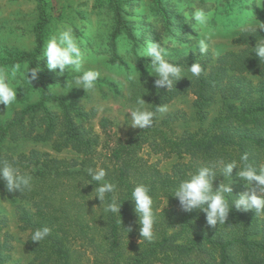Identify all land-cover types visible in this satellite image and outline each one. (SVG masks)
Instances as JSON below:
<instances>
[{"label": "trees", "instance_id": "16d2710c", "mask_svg": "<svg viewBox=\"0 0 264 264\" xmlns=\"http://www.w3.org/2000/svg\"><path fill=\"white\" fill-rule=\"evenodd\" d=\"M221 3L226 6L224 11L230 12L231 3ZM110 6L116 21L121 23L119 7ZM179 23L168 16L165 25L157 30L166 32L153 37L151 42L172 49L193 44L195 38L188 35L189 27L178 31ZM246 25L232 35L233 47L216 57L209 47L203 55L198 48H192L187 56L173 61L184 68L183 74L187 76L176 81L171 91L156 87L148 100L149 109H155L157 104L168 103L176 96L194 95L197 129L185 127L174 133L172 123L177 115L173 114L162 119L167 128L158 130V141L147 142L140 134L124 140L117 137L112 145H104L107 153L99 167L107 170L106 179L119 189L107 198L115 196L122 202L120 216L103 212L99 199L93 197L95 182L87 173L89 168H97V161L101 160L97 151L100 134L86 125L94 119V109L76 108L51 94L61 108L59 114L33 105L0 123V158L14 161L21 172H29L34 177L33 189L24 193L7 192L0 180V192L15 203L18 228L28 231L29 264H264V217H256L254 210H237L232 205L225 224L210 227L202 210L185 212L178 198L172 196L178 183L202 165L216 166L218 177L213 182L214 189L224 179L220 176L223 165L239 161L243 153L248 154L249 162L257 168L264 166V62L259 61L254 51L256 41L264 39V29L258 28L250 34ZM176 31L180 33L178 36ZM167 36L171 37L163 45L162 39ZM131 40L135 41L133 33ZM139 50L141 53L145 46ZM42 51L39 38L35 52L27 55L33 68L39 69L43 63ZM140 53L133 54L134 61L148 63L149 58L140 57ZM196 60L204 68L198 79L187 71L188 65ZM34 81L46 92L49 80L40 69ZM216 103L217 111L209 118ZM98 123L105 139H110L107 127L112 122L102 116ZM25 139L49 144L50 151L31 148L14 154L11 144L4 146L3 143ZM144 142L153 153L175 154L179 159L186 155L188 159L176 162L170 171H162L137 156L136 151ZM65 150L75 152L80 159L51 154ZM237 171L234 168L232 172L230 202L234 196L249 191ZM138 183L150 186L154 200L155 235L150 242L140 235L134 202L129 198L131 189ZM163 199L165 205L161 206ZM5 226L6 219L1 218L0 231ZM42 226L51 228L50 235L41 243L31 241L32 232ZM132 237L138 242H133L131 252L126 253L125 240L131 241ZM12 239L7 231L0 235V264H17L9 262ZM76 242L80 243L79 248L74 246Z\"/></svg>", "mask_w": 264, "mask_h": 264}, {"label": "rangeland", "instance_id": "374dc122", "mask_svg": "<svg viewBox=\"0 0 264 264\" xmlns=\"http://www.w3.org/2000/svg\"><path fill=\"white\" fill-rule=\"evenodd\" d=\"M221 1L231 3L230 12L224 11L226 6ZM253 2L254 0H0V69H10L17 63L22 67L29 64L30 68H33L27 55L35 52L39 38L42 40L44 50L49 36L54 31L63 25H71L76 36L82 40L81 47L88 61L85 68H95L101 73L94 91L86 92L82 87L73 86L66 94H62L67 91L63 87L67 72L64 75H58V69L49 70L42 51L43 63L39 69L49 80L46 92H42L39 84L34 80L28 82L18 75L20 86L17 89V103L8 109L0 104V123L11 120L15 112L33 105H41L59 114L61 108L58 101L50 97L51 94L76 108L85 111L94 109L95 117L86 125H90L96 133L100 134L97 151L100 152L101 160L97 161L98 166L107 153L104 145H112L111 143L117 137L124 140L141 134L148 140L147 142L153 139L158 141V130L167 128L162 123L164 117L177 115V119L172 123L174 133L180 132L185 127L195 130L199 123L193 106L195 97L192 94L179 95L165 103L169 111L159 116L151 128L140 129L130 125L128 120L131 114L127 111L135 106L137 96L142 95L148 103L145 107L149 108L148 100L156 88L154 84L156 77L149 74V62L138 64L134 61L133 54L137 52L139 54L140 47L145 46L146 49V45L149 46L153 37L166 32L165 29L159 33L157 30L158 27L165 25L166 19L170 16L173 22H180L178 31H182L186 26L189 27L188 35L195 40L193 44H182L177 49L164 46L169 52L167 59L176 61L187 56L203 34V32H196L192 22L186 19V14L190 13L193 7H198L211 13L205 31L213 33L208 47L216 57L217 54L233 47L232 35L241 26L249 23L247 13ZM110 4H116L119 7L121 23L116 21L114 9ZM252 11L257 19L264 23V8L256 7L254 4ZM259 21L257 23H260ZM178 31L176 36L180 34ZM132 33L138 43L137 48H134V45H137L135 41L131 40ZM170 37L162 39L163 45ZM132 75H135L136 79H129ZM68 78L71 79V76ZM255 80L256 78H253V81ZM217 106L218 103L213 105L209 118L214 116ZM100 107H103V111L99 110ZM38 114H41V111ZM102 116L112 122L107 127L110 139H105L99 127L98 121ZM147 142L142 143L141 148L136 151L137 156L147 160L148 163H153L162 171H170L173 164L188 159L186 155L179 159L175 154L163 156V153H153ZM3 143L4 146L11 144L14 154L27 152L31 148L50 151L49 144L36 143L31 139L18 143L7 141ZM51 154L66 159L79 157L71 150H65L59 154L51 152ZM118 191L116 187L115 192ZM14 204L0 192V219H6V226L0 231V235L3 231L12 235L9 262L29 264L31 254L27 245L28 231H21L18 228ZM164 205L163 199L161 206ZM125 241L127 242L124 245L125 251L128 253L131 252L133 242H138V239L132 237L131 241L130 239ZM79 244L76 242L74 246L79 248ZM90 259L92 260L93 257Z\"/></svg>", "mask_w": 264, "mask_h": 264}, {"label": "clouds", "instance_id": "9594fccd", "mask_svg": "<svg viewBox=\"0 0 264 264\" xmlns=\"http://www.w3.org/2000/svg\"><path fill=\"white\" fill-rule=\"evenodd\" d=\"M256 7L264 8V0H254ZM253 3L247 13L249 23L245 26L251 34L257 29H264L252 11ZM211 13L203 8L193 7L190 13L186 14V19L192 22V27L196 32H203L201 38L196 42L194 50L198 47L201 55L208 51L209 42L212 40L213 33L205 31L209 24ZM259 21L260 23H254ZM82 40L76 36L71 25H63L54 31L48 38L43 50V57H46V66L49 70H59L58 75L67 72V79L63 87L67 89L66 94L73 86L82 87L86 92L94 91L101 73L95 68H85L88 63L85 53L81 47ZM256 56L259 61L264 62V39L256 41ZM168 49L159 42H151L149 46L140 53V57H148L149 74L156 77L154 84L157 89L164 88L171 91L175 87V82L184 76V68L169 59ZM38 68H30L29 64L23 67L17 63L10 69H0V104L10 108L17 103V89L20 81L17 76L25 78L28 82L38 78ZM187 71L197 79L201 76L204 68L197 60L188 65ZM71 76V79L68 77ZM190 78V77H189ZM129 79H136L135 75ZM140 79V73H139ZM146 92V91H145ZM148 104L142 95L136 98L135 106L128 113L130 125L133 128L147 129L153 126L154 121L169 111L167 104H157L155 109L145 107ZM103 111V107L99 108ZM238 169L237 176L241 178L249 191L242 192L239 196L231 200L228 195H232V172ZM92 182H95L93 197H97L100 205L103 206L104 213H111L120 216L121 203L115 196L108 199V194L116 191L117 185L106 179L107 170L103 167L87 170ZM228 182H220L219 186L213 188V182L218 177L216 166L206 164L200 166L194 173H190L187 178L181 180L175 188L172 196L178 198L181 209L191 212L200 209L206 214V221L210 227L225 224L232 205L237 210H254L256 217H264V166L257 168L249 162L247 153L240 155L239 161L232 160L223 165L221 175ZM0 180L4 182L7 192L19 193L30 192L33 189L34 177L29 172H21L14 161L0 158ZM89 182L88 184L92 183ZM87 185V184H86ZM134 202V211L138 216L139 231L143 239L152 241L154 239V226L156 224V212L154 211V200L150 186L138 183L133 186L129 197ZM127 198V199H129ZM130 230V229H129ZM51 233V228L42 226L36 228L31 234V241L41 243Z\"/></svg>", "mask_w": 264, "mask_h": 264}]
</instances>
